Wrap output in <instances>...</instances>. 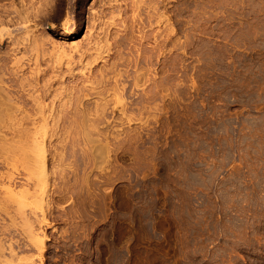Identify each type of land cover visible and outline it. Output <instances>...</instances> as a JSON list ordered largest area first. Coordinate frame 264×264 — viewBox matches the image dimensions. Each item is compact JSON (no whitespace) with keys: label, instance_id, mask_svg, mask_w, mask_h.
<instances>
[{"label":"rangeland","instance_id":"rangeland-1","mask_svg":"<svg viewBox=\"0 0 264 264\" xmlns=\"http://www.w3.org/2000/svg\"><path fill=\"white\" fill-rule=\"evenodd\" d=\"M0 1L2 2L0 6L6 7L9 2L14 0ZM16 1L18 7L21 6V4L19 5L21 0L19 3L18 0H15V7H17ZM69 1L61 0L65 5H63L64 9L69 7ZM87 1L81 19L73 14L70 20V29L75 24L73 25V31L76 32L74 39H57L60 42L63 41V45L67 44L66 46H68L69 43L71 45L77 41L81 43L83 35L89 29L88 22H86L88 12L89 14L98 12V10L101 12L100 6H108L109 4V8H111V3L114 0ZM115 1L117 2L113 4L116 3V7L117 3L120 2ZM120 1L124 7L118 4L117 8H122H119L122 13L114 15L117 17V22L113 21V25L108 27L109 30L113 31H111L112 33L117 34L116 38H118V46L120 47L111 45V47L113 46L110 47L111 51L102 54V59L97 60L89 72L92 71L93 73L94 67L95 71L105 66L108 67L107 63L111 64L120 56L122 58H120V62L123 60L126 63L131 62L130 67L125 66L126 69L121 67L129 77L125 71L124 76L122 69H119L122 76H127L126 80L122 77L124 84L126 81L125 88L128 91L127 93L124 91V95L126 94L123 95L125 97L124 102L126 99L125 103L128 107H132L131 109H134L133 106L136 105V110L129 112L133 116V121L125 123L126 121L122 120L120 116L118 118L117 112L107 115L108 118L105 119L104 125L102 122V125L100 124L98 127L102 134L106 132L105 136H108L109 131H111L108 140L101 141V136L99 137L94 132L93 135H90L93 138H99L103 144L105 142L110 143V145L108 144L109 153L106 158L94 160L86 165L84 164L86 159L84 154L86 150L88 151L86 146L93 144L88 142V138H90L89 141L93 139L88 135L89 133L85 135V132L81 131L82 134L76 125L70 126L66 123L63 124L64 128L63 126L59 128L65 130L58 129L60 132H57V136L51 134L52 139H47L46 142L47 149L49 148L51 151L48 154L50 166V168L48 166V170L49 173L50 170L55 171V173L54 176L50 174L47 177L49 178L47 183L43 184V187L47 184L46 190L44 189L43 192V196H46V202L43 205L45 206L46 203L48 205L50 202L48 206L51 208L47 205L42 207L47 215H45V222L41 225H35V229L38 230L40 227L39 233L44 235L43 246L45 248L38 252L34 246H31L32 244L30 245V241L26 240L28 236L26 237L25 232L27 231L26 229L24 231L23 225L21 226L22 220L16 215L17 213H14V210L29 211V207L27 202L21 206L17 205L11 196L10 199L8 198L9 203L6 200L5 208L10 211L7 213L15 214L16 217L12 218L10 214L11 219L9 214L0 213V226L6 224L7 230L9 228L8 231H10L8 233L5 229L1 232L0 229V240H3V247L4 245L5 248L6 246L9 247V244L12 245L13 247H11L16 250L15 255L18 258L22 256V260L26 257L28 259L29 254L33 258L31 259L29 256L30 260H33L32 264H264V0H258L259 2H256L257 0H226L223 5L226 2L228 5H224V9H219L222 5L221 2L218 3L219 7L216 5L208 8L210 13L205 11L209 14L205 13L206 19L209 20L210 17L209 21L212 23L210 22L211 25L207 24L210 28H207L205 33L200 29L199 31L193 29V27L198 28L199 26L197 24L195 27L196 25L193 26V24L198 23L201 19L202 21L203 19L204 21L207 20L204 18V12L203 14L201 12V15L199 12H197L198 15L193 12L190 3L188 12L181 11L182 13L179 12V15L182 16L177 14L178 17H176L177 15L174 17L176 20L179 19L181 31L179 30L176 36L171 37V42L167 45L169 50L166 48L165 51L157 48L158 44L163 43L164 36L160 37L162 38L160 40L158 39L159 35L157 36L155 32L162 31L166 24H153L154 27H145L140 30L142 29L141 22L144 21V17L141 16L142 11L140 14L139 11L132 13L130 8L125 7L129 5L126 2L128 0ZM171 1L168 0L169 6L171 5L170 7L175 10V7H181L180 1L183 0ZM194 1L192 0V2ZM196 1L197 3L200 2V0ZM4 2H7L6 5ZM32 2L35 1L32 0ZM128 2L130 3V0ZM244 2L247 4L243 5L246 8L243 10L241 5ZM176 3L179 5L177 4V6ZM256 3L259 5L257 6ZM37 4L38 2H36ZM105 7L103 9L106 11L107 7ZM88 8L94 9V11ZM214 9L216 14L222 13V10H225L224 12L228 15L230 11L235 14L231 15L232 18L229 16L230 18L226 19L227 22H224L227 14L223 12L224 18L222 17L223 20H221L219 18L222 15L217 16L213 13ZM245 10V14H247L243 16L241 12ZM211 13L215 15L211 16ZM242 16L244 18L248 16V21L246 18L247 22H238L237 19L239 18L240 21L243 19ZM214 17L218 21L215 18L214 22ZM123 18L125 19L123 20ZM138 18L142 21L138 22ZM195 18H199L197 19L199 21H194ZM133 19L135 23H138L133 24ZM190 19L191 26L188 23ZM54 21L56 24L60 22L57 19ZM181 22L184 24H180ZM125 23L126 27L123 26ZM259 24L260 26H258ZM138 27H140L141 33L143 32L142 34L136 30ZM6 28L4 27L3 32L1 31L4 36L7 33H5ZM36 29L39 33L37 31L34 33L35 35L42 34L41 39L45 38L46 33L50 34L47 24H42ZM10 30L14 34L16 29L11 27ZM221 30H227L226 37L222 35ZM243 31L245 34H242ZM122 32L124 35L121 34ZM145 33L148 35L145 36ZM4 36L0 43L1 52H5L8 46L5 39L7 34ZM120 36L129 37L127 38V46L124 48L122 47L124 41L126 45V38L121 39L122 45L119 40ZM138 37L139 39H136ZM130 39L131 41H129ZM133 42L137 44L132 45ZM174 42L177 45H179L178 42L180 45L184 44L183 47L187 46L181 49L177 46L174 49V47H170V44ZM237 44L240 47H235ZM116 48L119 52L118 50L116 52ZM20 51L25 54L23 49H19ZM19 52L15 53L16 57ZM24 58L25 61H22L24 67L20 68L14 67V57L4 62L6 72L1 77L6 86L12 84L9 83L12 79L10 71H15L17 68L19 73L17 76L20 75L21 77L30 74L28 71L31 72L34 65L32 61H30L32 66L26 62L28 61L27 55ZM141 58L143 60L145 58L146 61ZM29 65L30 67H28ZM25 66H27V70ZM43 67L46 69L45 65L41 66L42 69ZM74 67L76 68L73 70L77 74L73 71V76L76 77L66 78L65 83L68 85H71L73 80L77 81L76 78L80 79L79 77H81L80 67ZM21 68L22 70H20ZM21 71H24V74ZM86 72L87 70L84 71V73ZM78 75L80 76L78 77ZM131 76L134 79H131ZM136 79L137 81L140 80L138 84ZM129 81L130 84H128ZM80 82H82V77L75 84L79 85ZM75 84L73 82L72 86ZM143 90L154 96L146 103L149 106L148 109L153 107L150 108V113L148 109L144 110L145 112L143 110L138 112L140 106L144 105L142 103H145L144 98L147 95L146 93L145 96L143 95ZM158 90H161V93ZM90 97L88 103H92L95 98V96L91 97V100L93 99L91 101ZM56 100L55 102H58ZM138 100L143 102L139 103ZM46 103L50 102L46 101ZM142 112L144 113L142 114ZM17 119L10 121L11 119H7V117H0V122H3H1L3 126H10L11 124L15 125L19 121ZM121 121H124V123L122 122L123 125ZM2 125L1 130L4 129ZM113 129L116 133L118 131L121 133L115 135L116 139L112 135L115 134ZM6 130H3L8 135L6 138H11L10 131ZM87 135L88 137H85ZM56 138L63 140V144L66 143L67 145L64 144V149L67 147L71 153L67 149V151L63 149L64 155L61 154V158L58 155H53L55 153V151L53 152V145H60L55 143L58 142ZM126 138H133L130 144H127ZM9 159H12L11 165H7L9 161L7 163L6 159V163L3 161L4 164L0 163V170L7 166L6 169L11 170L15 166L16 170H14L17 172L11 171L15 176L14 178L24 183V179L20 175L23 172L21 170H26L25 162L22 164L21 161L23 157L15 155ZM4 169L1 171H5V173L9 171ZM60 171H62L63 177ZM17 173L20 175L19 177ZM15 179L14 182L12 181L14 185L12 182H6V179L0 180V183H3L0 185V190L3 189L4 192V187H9L14 192L17 186V190H19L15 192H21L23 190L21 186L24 184L18 180L17 184ZM80 180L83 181L81 185ZM84 181H87L85 185ZM74 183L76 187L79 186L77 187L79 189L84 185L83 190L78 191ZM88 184L89 186H87ZM72 185L73 187H71ZM62 187L64 188L62 189ZM67 187L76 189L77 192L75 190L72 193L70 190L68 193ZM80 191L82 194L79 193ZM66 192L68 194L64 195ZM49 193L52 195L50 196ZM5 195L6 197L9 196L5 192L0 197H5ZM6 197L5 199H7ZM81 203L85 204L81 205ZM80 206L82 209H79ZM39 212L40 210H36V213ZM17 217L18 219H16ZM9 219L14 221L16 219V221L11 222ZM3 233L7 236L6 239H4ZM3 236L4 238H1ZM5 240L10 243H6ZM22 242L26 243L27 249L22 246L25 244ZM14 244L17 245L16 249ZM18 245H21V248ZM7 253L9 254V251ZM7 253L5 252L4 256ZM8 257L9 255L5 259ZM7 263L11 264L9 261Z\"/></svg>","mask_w":264,"mask_h":264},{"label":"bare ground","instance_id":"bare-ground-1","mask_svg":"<svg viewBox=\"0 0 264 264\" xmlns=\"http://www.w3.org/2000/svg\"><path fill=\"white\" fill-rule=\"evenodd\" d=\"M34 1L35 2H32V0H21L19 3V0H18L19 5L21 4V6L18 7L17 1H16L17 7H15V5H14L15 0H14L12 2H9V4H7L8 6L6 5L7 2L6 3L4 2L6 7L4 5L0 6V26H1L0 43L2 42L3 36H4V34H2L1 31L3 32L4 27L9 28V29L6 28V31L4 30L5 33L7 32L6 33L7 38H5L7 40V43H8L7 49L5 52L0 51V117H7V119L8 118L11 119L10 121H13L17 118H18L17 120H19L16 122L15 125L11 124L10 126H6V125L3 126L2 125L3 122L2 121H1L2 123L0 122V124L3 126L2 128H4L3 130L4 131H5V129L9 130L10 131L9 133L11 135V138H6V136H8L7 133L5 134V132L3 130H1V128H0V157L2 158V160H0L1 161L0 163H2V164H4L3 162L6 163V159H7V163L9 161V164H7V165H11L10 161H12V159L10 160L9 157H13L15 155H18V156L23 157L24 161L21 160L22 164L24 162L26 164V166H25L26 170H21V171L25 172V174H23V172H22V174H20L24 179V183H22L23 181H19L18 179L14 178L15 176H14L13 172H11V171L14 169L16 170V168H14L15 166L14 167L12 166L13 168L10 166L12 169L11 170L8 169L9 171L6 169L8 167L7 166L5 169L8 172H6V173H5V171L4 172L1 171L4 168H2L0 170L2 172V173L0 172V180L6 179L5 181L6 182L8 181L10 183L15 179L16 181L18 180L20 183L24 184L23 185L24 188H23V186H21L22 187L21 189H23V190H21V192H15L17 190V186H16V190L14 189L15 190L14 192L12 191L13 189L11 188L12 189L11 190L9 187L8 188L4 187V192L2 191L3 189L0 190V192L2 191V193H0L1 196H3V194H5V192L9 194V196L7 195V197L5 195V197L7 199H5V197H0V213L3 212L2 214L5 213L6 215L9 214V216H10L11 213H7L10 211H7L8 209L5 208V205H6L5 202L8 201V198L10 199V196L12 197V200H14L16 202V204L19 206H21L23 203L27 202V205L29 207V211L15 209L14 213H17L16 215L18 217H20V219L22 220L21 226L23 225L24 228L23 227L22 228L24 229V231H25V229L27 231L25 233H26V237L28 236L29 239L27 237L26 240L30 241V245L32 244L31 246L32 247L34 246L35 250L37 249L38 252H41L43 250V248H45L43 246L44 235L39 233L40 227H38V230L35 229V225L36 224L41 225L45 222V215L46 214L42 210L43 209L42 207L44 206L43 203L46 202V200H45L46 196H43V192H44V189L46 190L45 186L47 184L44 187H43V184L47 183V179H49L47 177H49L50 174L53 175L55 173V171H53V170L52 171L50 170V173H49V170H48L50 168L49 163H48L49 162L48 154L51 151L49 150V148L47 149V147H46L47 139H49V140L52 139L51 134H54L55 136H57L58 135L57 132H60L59 130L62 129V128L61 129H59V128L61 126H63V128H64L63 124L67 123L70 126L76 125L77 129H79L80 132L81 131L85 132V135H86V133L87 134L89 133L88 135H90V134L93 135V132L95 134L97 133L96 135H98L99 137L101 136L100 138L103 139V140L101 139V141H104V140L106 141V140H108V136L110 135L111 131H109L108 136H105L106 132L104 131L105 133L102 134V132L99 130L100 129L99 127H100V124L102 122H103L102 124L104 125L105 119L108 118L107 115H110L112 113L117 112L118 114H116V115H118V118L120 116V118L122 120L126 121L125 123H129V122L133 121V118H132L133 116H131L132 114L130 115L129 112H134V109L136 110V105H134L135 107L133 106L134 109H131L132 107L131 108H130V106L128 107L127 103H125L127 100L125 99V102H124L125 97H123L124 91H126L125 93L128 92L125 88L126 87V85H125L126 81H125V84L122 81V77L125 76V74H124L125 70H123V69L127 68L125 66L130 67L132 65L131 62L126 63L124 60L123 61L125 63L123 61L120 62V58H121V56H120L119 59L118 58L116 60L113 59L114 61L112 60L113 62H111V64L107 63V65H109L108 67H106L104 65L105 66L104 68L96 69V71H95V67H94L95 72L94 71H93V73H92V71L89 72V70H91V66L94 65L97 62V60L102 59V54H104L105 52L110 50L111 45L114 44L116 47H120V46H118V44H119L118 38H116L117 34L115 32L112 33L113 31L109 30L108 27L110 25H113V23H114L113 21L117 22V19H116L117 17H114V15H119V13H122V12H120V9H122V8H120V7H119L120 9L117 8V5L122 3V1L118 0V2H120V3H117V5L115 7L116 3L115 4H113V3L117 2V1L114 0L113 3H111L112 6L114 5V7L111 6V8H109L110 4L108 5V2H107L108 6H106V5L105 6L109 9H107L105 6H103L106 8V11L103 9L102 6H100L102 8L101 12L99 10H98V12L95 11V13H90V14L88 12L86 22H88L89 29H87L88 31L86 32V34L83 35L82 42L81 43H79V41L74 42V43L71 42L72 44L69 45L70 44L69 43L68 46H66L67 44L63 45V43H62L63 41L60 42L59 40H64L66 38H68L69 40L74 39V35L76 34V32L73 31L74 30L73 25H75V24H73L71 26L72 29H70V25H69V24H71L70 20H71L73 14H76L75 17L78 16L79 19H81L82 14L84 13V6L88 1L87 0H70L69 1L70 3H68L69 7L66 5L67 6L66 9L63 8L65 5L61 2V0H34ZM102 1H106V0H102ZM110 1H112V0H110ZM128 1H126V2L129 5H127L125 7L126 8L128 7V9L130 8L132 13H135V12L138 13V11H139V14H140L141 13L140 11H142L141 16L144 17V19H143L144 21H143V23L141 22L142 27L141 26L140 27L142 29H140V30H143L145 27L151 28L153 26V24L154 25H156V24L165 25L166 24L165 25L166 27L164 29L161 27L163 30L162 31L160 30L159 33H158V31H159L158 29H157L158 31H156L154 29L156 31L155 33L157 34V36L159 35L158 39L161 40L162 38H160V37L164 36V39H162L163 43H162V41H160V43H162V44L161 45L158 44V46L156 44V46L158 49L160 48L159 50L164 49V51H165L168 43L171 42L170 41L171 37L176 36L179 33V30L181 31V29H180L181 27H179V21H178L179 19L176 20L174 18L177 14L178 15L180 14L179 12H181V11H183V12L187 11L188 12V8H189L188 5L191 3V7H190L191 10L193 12H196V14H197V12H199L200 15H201V12H202V14L204 12V16H205L204 18H205V20H207L206 19L207 16L205 15V13H206L205 11L209 12L210 10H207V9L208 8L210 9L211 7L216 6V5L219 7L218 3H220V2H221L220 4L223 5V3L226 0H200V2H198V3L196 0H195L196 2L195 1L192 2V0H183V1H180L181 3L179 2L181 4V7L178 6L179 5L178 3H176V5L178 4L177 5L178 8L175 7L174 8L175 10H173L170 7L171 5L169 6L168 0H130V3ZM252 1H254V0H252ZM36 2H38L37 5H36ZM228 2H230V1H228ZM256 2H259V1L257 0ZM0 4H2V2ZM244 4H245V2L242 5L241 4L240 5L243 7ZM120 5H122V4H120ZM124 5H126V4L124 3ZM222 5H220L221 8H219V9H224V7H225L224 5H228V4L226 2L223 5V8H222ZM258 5L259 4H257V6ZM87 6H88V4H87ZM122 7H124V6L122 5ZM172 7H174V6H172ZM90 8H92V7H90ZM244 8H245V6L242 9L244 10ZM259 8H261V7H259ZM177 9H178V12H176ZM219 9H218V11H219ZM226 9H227V7H226ZM89 10L94 11V9H89ZM214 10H212V11H214ZM122 11H124V10H122ZM126 11H128V10H126ZM224 11L225 10H222L221 11L222 13L216 14L217 12L215 10L213 13H215L217 16L220 17ZM208 12L206 13L207 15H209ZM245 12H246V10L244 12H241V13H243V16H245L247 14V13L245 14ZM137 13H136V18H137ZM224 13L227 14L226 12H224ZM124 14H126V12H124ZM196 14H195V16H196ZM215 14L211 13V16H214ZM233 14H235V13H231V11H230V14L229 15L227 14L228 18H226L227 16L224 18L222 15L219 19H221L223 17L225 19L224 22H227L226 19H229L230 17L232 18ZM258 14H260V13H258ZM178 15L176 17H178ZM128 16H130V15H128ZM179 16H182V15H179ZM248 16L245 18L243 17V19H241L240 21H239V18L238 19L236 18V19L238 22H244L245 23L248 21ZM193 17H194V15H193ZM215 18L216 17H214V22L217 19V18L216 19ZM246 18H247V21H246ZM56 19L60 21L59 24H56V22L54 21ZM124 19L125 18H123V20ZM126 19H127V17H126ZM197 19H199V18H195L194 21L198 22L199 20H197ZM208 19L210 20L211 18L209 17ZM140 20L141 19L138 18V22H140ZM209 20H207V21H209ZM221 20H223V19H221ZM230 20H229V22H230ZM128 21H130V20H128ZM190 21H191V19L188 21V23ZM200 21L196 24H193V26L196 25L195 27H197V24L199 25L198 28L193 27V29H197V31H199V29H200L203 33H205L207 28H210V26H208L207 24L208 23L210 24L211 21L207 22V21H204V19H203V21H202V19ZM216 21H218V19ZM138 22H136V23H138ZM118 23H120V22H118ZM122 23H123V21H122ZM136 23L134 20L133 24H136ZM191 23H189L190 26L192 25ZM193 23H195V22H193ZM42 24H47L48 30L50 31V34L46 33L44 39L40 38V36L42 34L38 35L36 33L38 35L37 36L34 33V31H37V29L35 30V28L40 27V25H42ZM180 24H182V22ZM186 24L187 23L185 22V25ZM123 26L126 27V23ZM157 26H156V28H158ZM215 26H217V25L215 24ZM258 26H260V24ZM258 26L256 25V27H258ZM11 27L13 29H16V30H14L15 31L14 34H13V31L10 30ZM140 27H138V29H136V30L140 31L139 30ZM254 29H256V28H254ZM124 30H125V28H124ZM191 31H192V29H191ZM244 31L242 32V34H245ZM123 32L121 34H123ZM226 32H227V30H225V31L221 30V33L223 36L228 34V32H227V34H226ZM135 33L137 34V32H135ZM139 33H141V31ZM183 33H184V29H183ZM6 34H5V36H6ZM57 35H59V36H57ZM133 35L135 36V34H133ZM144 35L146 36L148 34L145 33ZM258 35L260 36V34H258ZM244 37H245V35H244ZM125 38L121 37L119 39L121 42H122L121 39L126 40V45H125V41H124V45L122 42V45H123V47L121 46L122 48H124V46H127V38H129V37H125ZM57 39H59V40H57ZM131 39L129 41H131ZM136 39H139V37ZM6 40H4V41H6ZM137 42H138V40H137ZM135 44H137V43H135ZM135 44H134V42L132 43V45H135ZM178 44L179 45H177L175 42L171 43L170 47H174V49H175V47L177 48V46H178V48L181 49V48H184L187 46L186 45L183 47L184 44L180 45L179 42H178ZM130 47H132V46H130ZM235 47H240V45L237 44V46H235ZM19 49H23V52L25 54H23L22 51H20L21 52V54H20ZM180 49H178V50H180ZM117 50H118V48H116V52H117ZM17 51L19 53L16 57L15 53ZM138 51H140V50L138 49ZM118 52H119V50H118ZM162 53H165V52L162 51ZM22 54H23V57H22ZM137 54L139 55V52H137ZM19 55H21V57H18ZM26 55L28 57V59H27L28 61H26V62L30 63V61H32L34 67H32V70H31V68H29V70H31V72L28 71V73H30L28 76H25V77H21L20 75L17 76L18 71L16 69L23 66L22 61H25L24 57H26ZM106 55H107V53H106ZM11 57H14L13 64H14V67L16 66L17 68L15 69V71H10V75L12 76L11 77L12 79H10L11 82H9V83H12V84L6 86L2 80L3 78L1 77V75L6 72V65L4 64V62L6 60H9V58H11ZM144 57H146V56H144ZM23 58H24V60H23ZM139 58H140V56H139ZM147 59H148V57H147ZM144 60H145V58H144ZM106 61H107V59H106ZM132 61H133V59H132ZM148 61H149V59H148ZM32 63H30L31 66H32ZM103 63H104V61H103ZM136 63H137V61H136ZM139 63H140V61H139ZM44 65H45L46 69H44V67H43V69L41 68V66H44ZM74 66L80 67L79 73H81L82 82H80L79 85L75 84V82H77L78 80H81V77H79L80 75H78V77L80 79L76 78L77 81L73 80L72 84L74 82L75 85L72 86V84L68 85L65 82L67 80L66 78L70 79L71 76H73L74 72L76 73V71L73 70V68H76ZM122 66L125 68H123ZM25 67L27 70V66H25ZM28 67H30V65ZM119 68L122 69L124 76H122V74H121L122 72ZM134 68H135V66H134ZM92 69H93V66H92ZM20 70H22V68ZM24 70H25V68H24ZM85 70H87L88 73L87 72L84 73ZM21 72H23V74H24V71H21ZM77 72H78V70H77ZM125 73L127 75L126 71H125ZM141 75H139V76H141ZM137 76H138V72H137ZM126 77H124L125 80H126ZM135 78H137V77H135ZM131 79H134V78H132V76H131ZM136 81H137V79H136ZM136 81L134 82L135 84H136ZM139 81L140 80L137 81V84L139 83ZM5 82H7V81H5ZM9 83H7V84H9ZM134 83H133V85H134ZM144 83H142V84H144ZM128 84H130V81ZM131 85H132V81H131ZM161 86L163 87V85H161ZM128 87H129V85H128ZM143 91H144L143 95L145 96L146 92H145V90H143ZM160 91L161 90H158V92H160ZM150 93H153V92H150ZM146 94L147 95L144 98L145 103L143 101H142L143 102L142 103L138 100L139 103L144 104L143 106H140V104H138L140 106V108L138 107L139 108L138 112H141L142 110L144 111V110L148 109L149 106H147L146 103H148L154 97V96H151L153 94L150 95L148 92ZM90 96L92 98H93V96H95L94 101L92 103H88L89 102L88 98ZM91 97H90V100H91ZM55 100L58 102H55ZM46 101L47 102L49 101L50 103H46ZM155 107H156V105H155ZM150 108L152 109L153 107H150ZM150 108L148 109V111L151 110ZM148 111H146V112H148ZM144 112H142V114ZM149 113H150V111H149ZM6 121H8V120H6ZM124 121H121V123L122 122L124 123ZM123 123H122V125H123ZM1 125H0V127H1ZM101 127H103V126H101ZM103 129H101V130H103ZM121 129H123V128H121ZM62 130H65V129H62ZM94 130H96L97 132ZM106 130H108V129H106ZM113 131H114V129H113ZM63 132H61L62 135H63ZM67 132H68V130H67ZM114 132H115V134L114 133L112 134L114 136L119 133V131L117 133H116V131H114ZM119 134H121V133H119ZM65 135H66V133H65ZM88 135L85 137H88ZM92 138L93 137L91 136V139ZM127 138H126V141L128 143L127 142H125V143L130 144L133 138H129V139H127ZM56 139L58 140V138H56ZM88 139L90 140V138H88ZM93 139L91 141L88 140L89 143H93V144H91L88 147L85 145L86 148H88V151L86 150V152L84 154V156L86 157L85 163H84L85 165L89 162H93L94 160L106 158V155L109 153L108 151L110 150L108 148L109 147L108 144L110 145V143L105 142L103 144V143H101L99 138L96 139V137ZM115 139H116V136H115ZM52 141H54V140H52ZM63 142H64L63 140H58V142H55L58 145L60 144L59 146L53 145V143H52L53 152L55 151V153H53V155H58L59 158L62 157L61 154H63V149L65 148V145H66V143H64L65 144L64 145ZM89 143H87V144H89ZM48 147H49V145H48ZM66 149H67V147H66ZM66 149H64V150L69 151V149H67V150ZM64 153H66V152H64ZM13 162H12V164H13ZM14 163H16V162H14ZM17 163L19 164L18 161H17ZM5 166H6V164L4 165V167ZM48 166H49V168H48ZM1 167H3V166H1ZM19 167H20V165H19ZM25 168L23 167V169H25ZM15 170H14V173L17 172ZM62 171H60V173ZM18 173H20V172H18ZM18 173H17V175H18ZM61 174H58V176H61ZM20 175H18V177ZM55 177H57V176H55ZM62 177H63V174H62ZM83 178H85V177H83ZM50 179H52V178H50ZM85 179L87 180V178H85ZM18 181H17V184H18ZM50 181H52V180H50ZM50 181H48V182H50ZM80 182H81V180H80ZM82 182L80 183V185L82 184ZM85 182L87 183V181H84V185H85ZM5 183H4V185H5ZM75 183H74V185H75ZM1 184H3V183H0V185ZM12 185H14V183ZM12 185H11V187H12ZM64 185H65V183H64ZM95 185H96V183H95ZM7 186H9V185L7 184ZM83 186H82V188H83ZM87 186H89V184ZM97 186H95V187H97ZM71 187H73V185ZM71 187L70 188L67 187L69 189L68 193H70V190H72V193H73V191L76 190V189L73 190V188L71 189ZM75 187H76V185H75ZM77 187H79V186H77ZM1 188H3V187H1ZM57 188H58V186H57ZM63 188L64 187H62V189ZM82 188L81 187H80V189L77 188V190L79 191ZM47 189L50 190V188H47ZM61 190L59 191V193L61 192ZM77 190H76V192H77ZM62 191H64V190H62ZM47 192H49V191H47ZM52 193L51 194L49 193L50 196L52 195ZM68 193L66 192L64 195H67ZM79 193H81V191ZM81 194H79V195L81 196ZM54 196H56V195H54ZM64 198L66 199V197H64ZM48 200H49V198H48ZM62 200H63V198H62ZM14 201H12V202H14ZM8 203H9V201H8ZM10 203H11V201H10ZM51 203H52V201H51ZM49 204H50V202L48 203V205ZM82 204H85V203H81V205ZM46 205H47V203L45 204V206ZM51 206H52V204H51ZM82 207H84V206H82ZM49 208H51V207H49ZM79 209H82L81 206ZM36 210L37 211L40 210V212L36 213ZM15 211H17V212H15ZM16 215L11 214L12 218H15ZM11 216H10V218H11ZM18 217L16 219H18ZM11 219H9V221ZM16 219H15V221H16ZM12 221H14V220H11V222ZM45 225H47V224H45ZM129 226H131V225H129ZM3 227H4V229H3ZM0 229H1V232L4 231L5 229L7 230L6 224H3V226ZM11 229H13V228H11ZM8 230H9V228H8ZM7 231H5V232H7ZM9 232L10 231H8V233ZM3 235L5 236L4 233H3ZM0 236H1V234H0ZM4 236L1 238H4ZM6 237L7 236H5L4 239H6ZM0 241H1L0 243H2L3 240H0ZM5 241H6V243H8L7 240H5ZM12 243H14V242H12ZM22 243H21V245H22ZM3 244L4 243L0 244V263L8 264L7 263L8 261L11 262V264H32L33 263V260L32 261L30 260L31 256L29 254H28V259L25 256L26 258L22 260V258H21L22 256L18 258L15 255L16 250H14L12 248L13 247L12 245L9 244V247L6 246V248H5V245L3 247ZM21 245H18V246H20L19 248H21ZM25 245H26V243L22 246H25ZM30 245H29V247H31ZM16 246L14 244V248ZM26 247H28V246H25V248ZM29 249H28V251H29ZM4 251L6 253L9 251V254L7 253V255H9L8 259H5L7 257V255L4 256V253H5ZM37 255L39 256L40 254L38 253ZM29 256H30V258H29ZM31 259H33V258H31ZM42 260H43V258H42Z\"/></svg>","mask_w":264,"mask_h":264}]
</instances>
